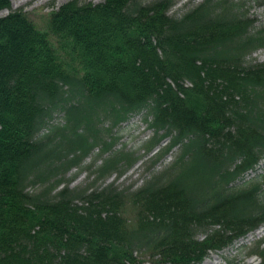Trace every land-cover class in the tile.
Returning <instances> with one entry per match:
<instances>
[{"label": "trees", "instance_id": "obj_1", "mask_svg": "<svg viewBox=\"0 0 264 264\" xmlns=\"http://www.w3.org/2000/svg\"><path fill=\"white\" fill-rule=\"evenodd\" d=\"M176 2L73 0L40 27L0 0V264H200L264 226V175L237 183L264 156V63L247 61L264 28L245 3L175 18ZM142 113L149 152L170 139L151 167L174 161L133 191L98 186L137 162L114 135Z\"/></svg>", "mask_w": 264, "mask_h": 264}, {"label": "rangeland", "instance_id": "obj_2", "mask_svg": "<svg viewBox=\"0 0 264 264\" xmlns=\"http://www.w3.org/2000/svg\"><path fill=\"white\" fill-rule=\"evenodd\" d=\"M70 1L73 0H20V2H17V0H11V11L23 9L31 20H33L38 26L43 27L44 18L48 14L54 10L57 11ZM79 1L82 3L91 2L99 4L104 0ZM204 1L205 0H177L176 4L170 10L169 15L179 18ZM234 1L239 3V6L241 3H245V10L249 11V17L255 22L254 25L257 30L264 28V0ZM9 12L10 10L0 12V17L7 16ZM247 61L257 64L264 63V48L253 52L247 57ZM61 120V115H56L54 123H59ZM149 122L150 121L145 120L142 113L132 117L127 123L121 126V129H119L114 135L118 138L117 149H126L130 153H133L138 160L131 168L127 169L123 175H112L103 180V182L98 183V186L104 187L109 184H115L121 190L133 191L141 187L153 172L163 170V168L169 166L174 161V158L179 151L178 148L173 149L168 155L161 158L155 166L151 167L152 161L162 153L170 143V140H165L164 144L160 145L159 148L154 147L151 152H149L147 145L155 134V131L150 128ZM99 153L100 151L96 149L94 153L85 160L82 168H74L67 174V178L71 179L70 186L72 188H84L94 181V171L99 163L95 166L93 163ZM259 166L263 172L264 158L261 160ZM38 188H41V186L38 185L36 189ZM128 216L132 218V214L130 215V213H128ZM199 238L202 239L203 236H200ZM259 241H264V233L260 235L253 233L252 239L238 241L233 247L220 252H212L207 257H210L212 261H215V258H217L219 264H258L261 261L259 253L264 248L263 245L258 249L257 245ZM138 256L145 261V264H150L149 261L151 257L148 254H139Z\"/></svg>", "mask_w": 264, "mask_h": 264}, {"label": "bare ground", "instance_id": "obj_3", "mask_svg": "<svg viewBox=\"0 0 264 264\" xmlns=\"http://www.w3.org/2000/svg\"><path fill=\"white\" fill-rule=\"evenodd\" d=\"M17 2H20V0H17ZM263 233H264V227L258 230L256 234L260 235ZM249 239H252V237H250ZM202 264H219V262L217 261V258H215V261H212L211 258L209 257Z\"/></svg>", "mask_w": 264, "mask_h": 264}]
</instances>
